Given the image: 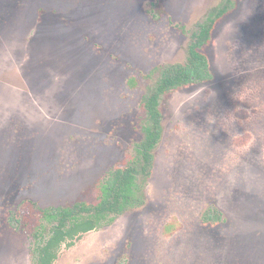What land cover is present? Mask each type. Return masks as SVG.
Wrapping results in <instances>:
<instances>
[{"label":"rangeland","instance_id":"rangeland-1","mask_svg":"<svg viewBox=\"0 0 264 264\" xmlns=\"http://www.w3.org/2000/svg\"><path fill=\"white\" fill-rule=\"evenodd\" d=\"M219 1L0 0V264L32 263L33 223L11 224L22 202L87 199L133 153L152 69L184 60L180 27ZM233 2L212 78L161 99L144 205L54 264H264V0Z\"/></svg>","mask_w":264,"mask_h":264},{"label":"trees","instance_id":"trees-1","mask_svg":"<svg viewBox=\"0 0 264 264\" xmlns=\"http://www.w3.org/2000/svg\"><path fill=\"white\" fill-rule=\"evenodd\" d=\"M233 4V0H220L193 28L180 27L189 37L184 60L152 69L156 77L140 99L142 137L134 143L133 153L123 163L111 166L105 172L87 199L47 206L33 201L22 202L27 210L20 212V218L16 215L13 218L19 224L33 223L29 233L32 264H53L60 249L70 247L83 233L107 226L118 215L144 205L154 150L163 132L161 99L178 88L212 78L206 47L216 24ZM129 81L133 84L135 79L131 77ZM221 219V211L215 207L207 208L202 215L204 222Z\"/></svg>","mask_w":264,"mask_h":264},{"label":"flooded vegetation","instance_id":"flooded-vegetation-1","mask_svg":"<svg viewBox=\"0 0 264 264\" xmlns=\"http://www.w3.org/2000/svg\"><path fill=\"white\" fill-rule=\"evenodd\" d=\"M14 215H16L18 218H20V216H18V212H17V211L13 212V215H12V217H11V220H12L11 224H13V221H14V222L18 225L19 223H17V222L15 221L16 218H13V217H15ZM82 235H84V233H83ZM82 235H81V236H82ZM81 236H80V237H81ZM80 237H79V238H80ZM79 238H78V239H79ZM78 239H76L75 242H76ZM75 242H74L72 245H74ZM29 243H30V238H29ZM29 245H30V244H29ZM72 245H71V246H72ZM71 246H70V247H71ZM62 248H69V247H62ZM62 248L60 249V251L62 250ZM60 251H59V253H60ZM59 253H58V255H59ZM57 257H58V256H57ZM56 259H57V258H56ZM56 259H55V260H56ZM55 260H54V262H55ZM54 262H53V264H54ZM31 264H32V263H31Z\"/></svg>","mask_w":264,"mask_h":264}]
</instances>
